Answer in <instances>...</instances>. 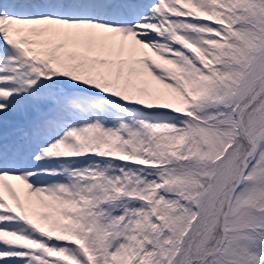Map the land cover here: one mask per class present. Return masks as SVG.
Masks as SVG:
<instances>
[{"label": "rangeland", "instance_id": "rangeland-1", "mask_svg": "<svg viewBox=\"0 0 264 264\" xmlns=\"http://www.w3.org/2000/svg\"><path fill=\"white\" fill-rule=\"evenodd\" d=\"M192 1L193 5L190 7L185 3V0H171L172 16L165 14L167 9H163L164 4L161 3L158 7L153 4L154 11L161 14L164 21L160 23L159 20H153L152 23L144 25L153 28V31L158 28L161 32L156 31L160 34L165 31L170 35V38L172 37L178 41L177 32L183 26V23L179 21V14L184 13L185 15L189 10L183 8V5H187L186 7L195 11L196 22H201L199 18L203 16L210 18L208 10H205V7L201 9L202 5L198 0ZM197 1L199 7L196 5ZM211 2L221 6L220 12H214L213 18L222 23L225 27L223 30L226 33L225 39L212 43L217 48L216 54H223L226 57L232 56L242 68L250 66V71L244 70L247 74L245 78L247 82L253 81L254 78L257 79V77L264 74V0H211ZM151 15H155L154 12ZM193 28L197 29L196 26H193ZM133 30L117 27L103 32L99 29H66L62 27L53 36L63 38V35H66L67 32L69 37L61 39L59 45L51 50H49L47 44L43 45V49L55 58V69L71 74L75 81L92 85L112 96L124 101L139 103L149 109L155 108L161 111L185 110L190 105L197 103L204 116L208 117L214 114L213 112L216 109H222L220 107L226 106L230 100H233L235 85H232V81L221 80L223 74L229 75L230 73L225 68L215 67L213 64L217 65L218 59L216 58L214 62L210 57L212 52L215 54V47L210 50L205 46V54L196 56L197 61L211 71V73H205L200 67H196L192 61L180 57L184 52V46H176L173 40L170 39L162 38L159 40L154 32H152L153 40L151 41L153 44L138 37L136 40L130 35ZM163 40L166 42L163 43ZM199 40L208 45L205 39L200 37ZM164 50L174 51L177 56L170 55V57H166L162 54ZM235 77L237 76L235 75ZM221 82L229 85L226 86V90H223L220 86ZM210 104H213V106L208 108ZM227 128L230 127L227 126ZM227 128L224 130H227ZM250 128H252V124ZM231 133V135L235 134L236 130ZM254 133L259 140L261 151H257L260 153L250 158L252 163L246 168V179L243 183L241 182L240 188L238 187V190L236 189L231 194L229 209L232 212L231 216L227 217L226 222L228 235L223 241L225 244L221 246L223 249L218 264H264V262L260 263V260L264 259V131H261L260 126L257 125ZM219 138L221 139V137ZM211 141L216 144L214 138ZM168 144L171 146H168ZM184 144L185 149H187L189 147L188 143ZM174 145H179V141L171 137L164 143L159 142V154H181L176 153L171 148ZM187 153L193 154L194 152L189 151ZM220 165L222 166L221 173L223 177L227 175L229 179H233V182L225 185L227 188L224 189V193L228 195L236 179L234 175H238L241 169V162L237 163L234 152L228 151ZM103 166L104 168L107 167L105 164ZM202 168L204 169L201 163L194 164L192 159L176 165L178 173L190 174V177L195 179L197 184L203 182ZM209 168L212 170L210 171L211 174L218 175L217 167L212 169L210 165ZM178 179L179 175L174 177L173 173L169 172L168 178L165 180L167 183L163 184L164 190L170 193L177 192L174 187H176ZM160 185L159 182H153L147 187L145 193L154 195L153 205L157 210L156 222L146 217L140 223H136L139 229L145 231V237H143L145 243L137 235L131 239L129 237L125 242L119 229H111L113 231L110 239L111 245L109 253H105L106 259L104 261L101 255L99 256L96 252H91L88 249L90 254H86L84 257H79L77 254L78 257H75L76 261H73L72 264H126L137 247L140 249L139 258L143 260L141 261L142 264H153L156 250L155 243L159 241L161 235L176 230L170 223V221L172 223L176 222L174 210H193V208L186 205L188 203L187 199H181L183 203L176 204L178 197H173V199L176 198V201L160 194V197H158L155 189H158ZM218 187H220L219 182L215 185L216 189ZM185 194L187 196L191 195L189 191H186ZM227 195L221 198L222 206L218 212L216 211L217 214H210L209 216L202 213V216L207 218V220L198 219L200 225L206 221V228L203 230L202 237L198 238V243H195L196 236L193 235L192 244L194 247H191L190 241L187 242L184 248L185 252L176 264H185L186 259L191 262L193 258L188 257L189 252L197 255L199 251H205L211 247L205 246L206 238L210 231L215 234L217 232L215 226L218 217L222 215L223 204L227 199ZM79 197L82 200L84 198L83 195H79ZM80 198L70 192L68 197L57 200L46 209L33 211L28 207V214L24 215L31 222L34 232L27 227H20L19 229L28 238L33 237L29 241L45 246L49 254H60L62 249L36 237L38 234L36 230L44 232V235H52L59 239L72 238L69 231L75 225L76 220L71 211L77 206ZM50 200L52 201L51 197ZM208 200H210V197ZM245 204L252 206L253 211L238 213L239 206ZM17 205L19 207V204ZM160 208L166 213H159ZM115 216L118 221L121 220L120 213H116ZM187 220L189 218L185 217V223ZM179 222L182 224V219ZM154 227L156 228L154 229ZM178 229L183 228L178 227ZM0 232V242L6 244L8 239L11 240L8 232L1 229ZM219 241H222V237L219 238ZM141 244H143V249ZM8 245L11 247L7 253L8 255L14 256L20 251L19 247H14L11 243ZM171 245L173 244L171 243ZM190 262H187V264ZM138 263L140 262L137 261L136 264Z\"/></svg>", "mask_w": 264, "mask_h": 264}, {"label": "bare ground", "instance_id": "bare-ground-1", "mask_svg": "<svg viewBox=\"0 0 264 264\" xmlns=\"http://www.w3.org/2000/svg\"><path fill=\"white\" fill-rule=\"evenodd\" d=\"M36 195H37L36 191L30 193V196H35V197L28 199L27 208L29 207L33 211H38L39 209H43V208L46 209L50 205V203L47 202V198L50 200V197L48 195H43V194L37 196ZM38 196H45L46 198L44 197L38 198Z\"/></svg>", "mask_w": 264, "mask_h": 264}, {"label": "trees", "instance_id": "trees-1", "mask_svg": "<svg viewBox=\"0 0 264 264\" xmlns=\"http://www.w3.org/2000/svg\"><path fill=\"white\" fill-rule=\"evenodd\" d=\"M177 140L179 141V144H181V145H184V143L188 142L186 139H180V137L177 138ZM220 146L221 145H215V147L218 148V149L220 148ZM180 147H175V149L177 150ZM182 149L184 150L183 146H182ZM214 160H215V158H214ZM141 241L144 242L143 239H141ZM141 246H142V249H143V244H141ZM139 252H140V249H139V247H137V249L133 251V254L130 255L131 259L129 261H127L126 264H136L137 261L140 262L138 264H142L143 262H141V261H143V260L142 259L140 260Z\"/></svg>", "mask_w": 264, "mask_h": 264}]
</instances>
